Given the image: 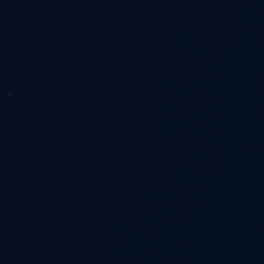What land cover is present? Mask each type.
Segmentation results:
<instances>
[{"label": "water", "instance_id": "obj_1", "mask_svg": "<svg viewBox=\"0 0 264 264\" xmlns=\"http://www.w3.org/2000/svg\"><path fill=\"white\" fill-rule=\"evenodd\" d=\"M0 264H264V0H0Z\"/></svg>", "mask_w": 264, "mask_h": 264}]
</instances>
